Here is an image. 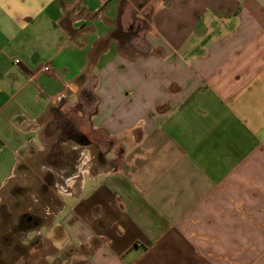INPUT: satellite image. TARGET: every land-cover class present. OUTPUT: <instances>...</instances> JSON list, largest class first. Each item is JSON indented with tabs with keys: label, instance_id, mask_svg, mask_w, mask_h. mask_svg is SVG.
<instances>
[{
	"label": "crops",
	"instance_id": "1",
	"mask_svg": "<svg viewBox=\"0 0 264 264\" xmlns=\"http://www.w3.org/2000/svg\"><path fill=\"white\" fill-rule=\"evenodd\" d=\"M126 6L0 0V194L45 174L58 264H264V0Z\"/></svg>",
	"mask_w": 264,
	"mask_h": 264
},
{
	"label": "rangeland",
	"instance_id": "2",
	"mask_svg": "<svg viewBox=\"0 0 264 264\" xmlns=\"http://www.w3.org/2000/svg\"><path fill=\"white\" fill-rule=\"evenodd\" d=\"M156 2L157 0H127V8L124 13L125 27L134 24L135 29L139 27V31L137 30L139 34L141 28L146 27L144 21ZM145 3H148L149 8H146L141 14L135 11L134 14L140 18L136 17V21L133 23L131 21L133 8L137 10ZM82 106L66 111V118L63 122L67 124L64 125L63 133L61 132L63 135L75 139V129L84 138L94 135V132L92 133L88 129V118L93 105H90L89 108ZM25 170L22 177L16 174L15 179L9 182L0 194V264H58V258L53 254V245L49 246L47 241L43 242L44 244L32 241L35 239V230L38 224H41L42 217H50L46 215L57 210L58 202L51 191L44 189L42 180L45 174L40 172L41 170L37 169L33 172L28 168ZM41 197H45V201ZM48 201H51L54 206L42 203ZM41 231L42 228H40ZM23 242L27 246L21 248L20 245ZM18 253L23 256L17 257Z\"/></svg>",
	"mask_w": 264,
	"mask_h": 264
},
{
	"label": "trees",
	"instance_id": "3",
	"mask_svg": "<svg viewBox=\"0 0 264 264\" xmlns=\"http://www.w3.org/2000/svg\"><path fill=\"white\" fill-rule=\"evenodd\" d=\"M24 242H25V241H24ZM24 242H23V243H21V245H20V246H21V248H23L24 246H25V247L27 246V245H25V243H24ZM18 254H19V253H18ZM21 256H23V255H21V254L17 255V257H19V258H20Z\"/></svg>",
	"mask_w": 264,
	"mask_h": 264
},
{
	"label": "flooded vegetation",
	"instance_id": "4",
	"mask_svg": "<svg viewBox=\"0 0 264 264\" xmlns=\"http://www.w3.org/2000/svg\"><path fill=\"white\" fill-rule=\"evenodd\" d=\"M74 134H75L74 136H77V138L80 137V136H79V133L76 134V132H75ZM82 138H83V137H82ZM82 138H81V139H82ZM84 140H85V139H84ZM85 141H86V140H85Z\"/></svg>",
	"mask_w": 264,
	"mask_h": 264
},
{
	"label": "built area",
	"instance_id": "5",
	"mask_svg": "<svg viewBox=\"0 0 264 264\" xmlns=\"http://www.w3.org/2000/svg\"><path fill=\"white\" fill-rule=\"evenodd\" d=\"M17 62H18V61H17V60H15V63H17ZM44 70H45V71H47V67H45V68H44Z\"/></svg>",
	"mask_w": 264,
	"mask_h": 264
}]
</instances>
